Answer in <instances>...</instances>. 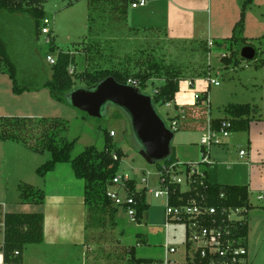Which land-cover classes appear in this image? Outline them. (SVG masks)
Instances as JSON below:
<instances>
[{
  "label": "rangeland",
  "instance_id": "1",
  "mask_svg": "<svg viewBox=\"0 0 264 264\" xmlns=\"http://www.w3.org/2000/svg\"><path fill=\"white\" fill-rule=\"evenodd\" d=\"M147 2L146 8L133 10L130 6L129 26L137 32L131 31L126 23L113 21L107 15H103L98 19L97 33L91 37L88 31L90 0H48L44 3V11L47 15L46 19L51 22L50 27L54 31L56 46L64 53L76 55L77 74L84 73L91 66L109 69L120 65L128 67L133 75L139 71L143 63L149 60L179 69L186 80L180 83L175 103L169 107L156 106L158 114L169 127L171 119L177 115L176 106L183 107L192 102L195 103V94H202L211 85L208 78L201 76L207 70L211 74L214 72L212 80H218L221 83L220 87L211 85L210 118L225 117L228 104H253L260 96L262 97L263 77L257 70H260L264 62V0H212L210 4L207 0H193L195 21H208L210 16L214 18L215 15L221 14L224 20L231 22L237 11L241 12L243 5L246 4L251 23L250 29L252 33L261 37L258 41H250L257 48L256 59L243 60L240 66L229 69H225L221 62L225 54L229 55L226 50L213 48L211 53H207L200 42L175 41L162 31L167 9L173 5L172 0H147ZM171 16L173 19V14H170ZM0 39L18 68L19 86L35 88L46 80V71L51 76V66L46 62L47 55L50 53L49 47L44 37L36 40L32 19L26 16L10 18L1 14ZM85 48L94 49L88 53ZM88 55L92 56L91 61L87 59ZM193 79H195V85L191 87L190 82ZM163 84L164 81L155 79L149 82L143 92L152 96L155 89ZM77 85L84 87L80 82ZM51 99L49 90L41 92L34 98L28 96V99L21 100L19 110L13 111V114H18L14 116L22 118L65 120L69 128L66 137L70 141L77 140L73 156L81 154L90 147L103 151L106 147V134L115 131L117 135L113 138V145L115 149L124 153L119 173L127 175L135 182L137 192H145L146 202L150 206L148 215L141 222L133 221L125 210L119 209L116 217L117 226L109 234V238H106L108 240L105 244H107L103 246L105 250L101 247L100 250L94 248L85 257L78 251L71 258L67 257L66 251L65 255L60 257H67V259L61 263L56 261L55 264H91V262L92 264H126V252L132 248H135L138 258L163 260L166 245L177 250L176 254L169 256L171 261L176 264H186V226L170 223L168 229L165 228L167 199L156 198L152 193L161 190L158 164L150 165L141 157L140 147L125 114L120 109L109 106L103 118H92L66 103H54ZM204 104L207 105V103ZM4 112L9 111L5 108ZM201 137L202 133L197 131L175 133L173 148L176 161L182 164L202 162ZM9 145L13 146L17 143L10 142ZM231 151L239 153L238 148H232ZM40 157H43L40 159H43L44 164L50 160L48 153ZM236 159L233 155L234 162L238 161ZM20 164H23L22 159ZM35 165L36 163L32 161L28 167L22 166L25 172H22L19 177L24 180L21 184L24 182L32 184L31 178L37 177ZM228 166L233 168L232 165ZM144 179H147V182L144 183ZM8 188L11 199L12 195L14 197L16 194H14L15 187L12 182H9ZM188 189L189 187L184 184L183 190ZM119 191L122 192L121 189ZM121 195L124 196V192ZM251 201L255 208L250 214L257 216L252 220L255 223L261 219L260 227L264 232V212L260 216L257 212L264 211V201H257L256 195L252 196ZM260 238H264V234L259 233V239L250 250L252 259L249 264H264V243L260 242ZM88 257L90 262H87ZM55 258L57 257L49 259Z\"/></svg>",
  "mask_w": 264,
  "mask_h": 264
},
{
  "label": "trees",
  "instance_id": "2",
  "mask_svg": "<svg viewBox=\"0 0 264 264\" xmlns=\"http://www.w3.org/2000/svg\"><path fill=\"white\" fill-rule=\"evenodd\" d=\"M47 1L0 0V15L4 14L10 18L26 16L32 19L36 40L38 41L43 37L42 28L47 18L44 11V3ZM134 1L90 0L91 13L88 27L90 37L97 33L98 19L103 15H107L113 21L127 24L129 9ZM246 14L247 7L245 4L241 9L240 19L233 29L232 37L221 41H212L213 48L226 50L229 53V55L225 54L221 60L225 69L238 67L242 64L243 59L240 54L244 47L251 46L257 53V48L244 35ZM130 30L137 32L134 28H130ZM200 44L207 53H211L212 48L209 47V42H201ZM48 47L49 54L56 56V64L51 66V76L46 71V80L42 85L35 88L19 86L18 68L8 53L4 42L0 39V74H7L10 77L13 82L15 95L48 89L54 101L68 104L66 96L74 89L79 88L77 85L79 82L83 83L84 87H91L99 81L112 76L124 83L129 81L137 82L138 88L143 92L149 82L156 79L164 81V84L155 89L156 93H153L154 103L156 106L163 107L175 103L176 95L180 90V83L186 80L179 69L154 60L143 63L139 71L133 75L128 67L120 65L109 69H98L91 66L84 73L77 74L76 55L59 50L56 46L53 30ZM85 49L88 50V48ZM93 49L90 48L91 51ZM90 50H88V53ZM97 52L100 53L99 50ZM87 59L91 61L92 56L88 55ZM71 67L75 68L73 74L69 73ZM201 76H203L202 78L210 79L211 72L207 70ZM194 80L191 81L192 85ZM201 96L202 98L193 106L179 107L175 105L177 115L171 119V122H176L175 133L182 131L205 132L209 127L214 131H221L225 123L231 125L228 129L231 133L249 132L250 123L253 121L257 111L256 107L250 104L231 105L225 110L226 118L211 119L210 109L204 104L208 99L207 92ZM181 112H183L182 115ZM68 131V123L60 118L0 117V142L22 144L36 154L44 155L48 153L50 155V160L37 170L40 178L44 179L48 173L56 169L58 164L70 163L72 165L76 178L83 180L85 183V246L90 252L94 248L100 250L101 247V249H104L103 246L107 244L105 242L108 240L106 238H109V234L117 226L116 217L119 208L108 198V191L113 187V179L120 174L119 169L124 153L115 149L113 138L107 133L106 147L103 151L90 147L86 148L81 154L73 156L77 140H68L66 137ZM201 150L202 155L207 154L204 148ZM175 156V149L173 148L170 159L176 161ZM160 165L161 163L158 164V169H160ZM126 189L130 195H133L139 201L140 205L137 210L136 222H141L150 210V206L146 202V194L144 191L137 192L135 182L132 180L127 183ZM18 190L22 204L34 206L45 204L46 194L42 188L22 183L19 185ZM221 195H224V199H221ZM169 199L170 204L175 207L196 202L208 208H216L218 212L217 220L222 218L221 212L224 208L244 210L242 212L244 219L232 222L229 225L234 227V237L240 239L241 245L248 248L247 215L251 207L247 187L214 184L209 181L205 173V178L202 180L196 179L192 184V189L188 192H182L179 185L172 184L170 186ZM44 222L45 217L41 212L5 213L3 206L0 205V223L4 225L3 259L6 264H22L24 262V253L28 246L43 244L45 238ZM89 258H87V262H90ZM94 258L96 257L94 256ZM212 259L216 264L222 262L219 255L201 259L200 255L197 254L195 264H209ZM125 260L126 264H154L155 261H158L138 258L135 248L126 252ZM160 262L158 261V263Z\"/></svg>",
  "mask_w": 264,
  "mask_h": 264
},
{
  "label": "crops",
  "instance_id": "3",
  "mask_svg": "<svg viewBox=\"0 0 264 264\" xmlns=\"http://www.w3.org/2000/svg\"><path fill=\"white\" fill-rule=\"evenodd\" d=\"M172 2L173 5L167 9V17H164L165 24L162 27V31L175 41H195L201 43L231 38L233 29L240 19L241 12L237 11L236 16L231 22L224 20L221 14L215 15L214 18L210 16L208 21H195L196 13L192 8V4H194L193 0H172ZM211 2L212 0H207V3L210 4ZM216 8H218L217 5ZM170 14H173V19L172 16L170 17ZM129 17L128 14V20ZM128 20V28H131ZM250 26L251 23L247 11L244 35L249 41L260 40L261 37H258L254 32L252 33ZM260 67V70L257 71L263 77L262 97L260 96L257 100L253 98L255 101L253 104H250L256 107L257 111L253 121L250 123L249 132L231 133L228 139H223L224 145L215 146L210 149L208 152L209 163L201 164L202 170L206 173L210 182L219 185L247 187L251 207L247 215L249 260L252 259L250 250L253 248L255 241L259 239V233L264 234L262 227H260L261 219L254 223L252 219L257 216L250 214L255 208V205L251 201L253 195H256L257 201H264V199H258L261 196L264 197V62ZM213 73L211 74V78L213 77ZM46 90L48 89L15 95L13 92V82L10 77L7 74H0V117H15L14 115L18 114H13V111L19 110V104L22 99H28V96L34 98V96L36 97ZM210 91L211 85L201 94L203 95L207 92L209 104ZM51 100L56 103L53 99ZM196 102L198 101L196 100ZM195 103L192 102L185 106H193ZM209 104L207 105L208 107L210 106ZM228 105L245 104L236 103ZM5 108L9 112H4ZM224 118L226 116L211 119ZM9 144L10 142H0V205L3 206L5 213L41 212L45 217L44 242L41 245L28 246L24 253V262L22 264H55L56 261L61 263L67 257L71 258L75 256L78 251L85 257L90 251L85 246L86 205L84 181L76 178L70 163L58 164L56 169L48 173L44 179L40 178L37 170L44 164L42 162L43 159H40L43 157H40L39 154L32 152L22 144L17 143V145L13 146ZM232 148H238L239 153H233L231 151ZM241 151H245L246 155L241 157ZM233 155L238 161L234 162ZM21 159L23 160L22 165L20 164ZM32 161L36 163L35 173L37 177L31 178L32 184L30 182L24 183L34 184L35 187L42 188L45 191L46 201L42 206L26 205L20 202L18 188L21 181L24 180L19 177H21L22 172H25L22 170V166L28 167ZM228 165H232L233 168ZM9 182L13 183L15 187L14 194L16 193L14 197L12 195L11 199L8 188ZM257 212L260 216L264 211ZM1 224L0 234L2 238L0 239V244L3 243L4 237V228ZM261 241L264 243V238H260ZM66 251L67 257L61 258L60 256L65 255ZM50 257L57 258L50 260ZM0 264H6L3 256H0Z\"/></svg>",
  "mask_w": 264,
  "mask_h": 264
},
{
  "label": "built area",
  "instance_id": "4",
  "mask_svg": "<svg viewBox=\"0 0 264 264\" xmlns=\"http://www.w3.org/2000/svg\"><path fill=\"white\" fill-rule=\"evenodd\" d=\"M147 0H135L131 7L132 9H139L146 7ZM51 22L46 19L42 28V35L45 39V43L50 45L52 28ZM209 47L213 49V42H209ZM46 62L50 66L56 64V56L53 54L47 55ZM75 72V68L71 67L70 74ZM210 84L216 87L220 86V82L217 80L209 79ZM130 85L138 87L137 82H128ZM190 86L193 87L192 83ZM156 93V91H154ZM153 97V95H152ZM202 98L201 94H195V99L198 101ZM209 104L208 99L206 100ZM170 104L166 105L169 107ZM183 112H181V115ZM230 124L225 123L221 131H214L210 127L207 131L202 132L201 147L206 150L205 155H202L201 163H180L179 161H173L170 158L162 162L160 165V181L161 190L153 191L156 198L165 197L167 199L165 210V228L168 229L170 223H180L186 226V264H195L196 255H200L201 259H207L215 255H219L221 263L219 264H249V252L248 248L241 245V240L234 237V227L229 225L232 222L242 221L244 216L240 209H226L221 212L222 218L217 220L218 214L216 208H208L203 205H199L196 202H192L185 206L175 207L170 204V186L172 184L179 185L182 192H188L192 189V184L196 179H204L205 173L202 170L201 164L209 163L208 152L214 146L224 145L223 139L230 137L231 132L228 130ZM170 128L176 131V122H171ZM110 136L114 138L116 136L115 131L109 132ZM241 157L246 155L245 151L240 152ZM131 179L127 175L118 174L113 179V187L108 191V198H110L119 209H123L127 212L130 219L136 221L137 210L139 208V201L127 192L126 185ZM143 182H147L144 179ZM186 184L189 189L184 191L183 185ZM203 184V182H202ZM124 192V196L121 195ZM221 199H224V195H221ZM263 200L264 197L258 198ZM210 219H212L210 221ZM4 228V225L1 224ZM2 244H0V256H3ZM189 247V249H188ZM165 259L155 261L154 264H176L169 259V256L177 253L176 248H172L168 245L165 247ZM18 255V253H16ZM209 264H216L213 259Z\"/></svg>",
  "mask_w": 264,
  "mask_h": 264
},
{
  "label": "water",
  "instance_id": "5",
  "mask_svg": "<svg viewBox=\"0 0 264 264\" xmlns=\"http://www.w3.org/2000/svg\"><path fill=\"white\" fill-rule=\"evenodd\" d=\"M240 55L245 61H253L257 53L247 46ZM66 102L97 119L106 115L109 106L120 109L130 124L141 157L148 164L156 165L171 157L175 132L158 114L154 98L138 87L110 76L94 86L74 89L66 96Z\"/></svg>",
  "mask_w": 264,
  "mask_h": 264
}]
</instances>
